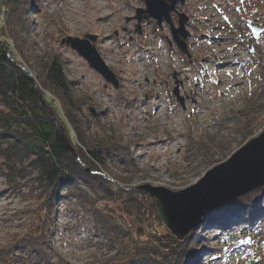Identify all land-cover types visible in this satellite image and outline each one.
Listing matches in <instances>:
<instances>
[{
  "label": "rangeland",
  "instance_id": "1",
  "mask_svg": "<svg viewBox=\"0 0 264 264\" xmlns=\"http://www.w3.org/2000/svg\"><path fill=\"white\" fill-rule=\"evenodd\" d=\"M31 1L39 13L30 16L33 38L18 42L20 51L6 41L11 49L6 58L20 62L37 91L39 61L60 58L72 92L79 98L75 120L83 122L91 140L106 142L100 146L111 153L97 171L110 181L115 196L98 200L97 207L125 220V242L134 240L128 241L127 255L116 251L95 230L93 215L64 190L55 196L45 264H122V259L134 257L131 245L136 234L152 221L146 198L141 204L146 207L141 212L144 216L122 213L127 193L151 198L142 187L173 193L185 190L264 131V100L255 103L252 117L245 115L248 98L264 89V0H184L179 14L189 19L187 53L177 47L165 22L158 26L152 18H143L137 31L136 11L145 9L142 0ZM2 11L0 0V31ZM171 22L178 26L176 19ZM248 22L262 30L257 39ZM87 35L97 37L94 46L115 75L117 89L61 44L67 37ZM58 128L64 135L63 128ZM1 165L0 160V170ZM37 187L33 177L9 182L0 173V253L12 249L25 231V211L42 213L49 194ZM263 188L258 189L263 193L254 190L238 198L235 206L207 213L184 241L176 240L181 244L171 250L174 255L169 261L264 264ZM250 195L248 205L242 206L241 198ZM135 219L145 223L139 225ZM155 230L160 238L172 236L162 223ZM16 264L30 262L23 258Z\"/></svg>",
  "mask_w": 264,
  "mask_h": 264
},
{
  "label": "trees",
  "instance_id": "2",
  "mask_svg": "<svg viewBox=\"0 0 264 264\" xmlns=\"http://www.w3.org/2000/svg\"><path fill=\"white\" fill-rule=\"evenodd\" d=\"M1 5L0 173L9 182H14L18 177L23 180L27 176L33 177L37 189L45 194L47 190L49 195L41 214L25 211L26 229L12 249L0 253V264H16L17 259L23 258L30 264H45L50 254L49 229L55 216V196L64 190L93 215L94 228L102 234L104 240L116 251L123 250L127 255L129 252L125 250L130 248L128 241L134 240L128 238L125 242V220H117L119 217L102 212L96 203L98 200H113L115 196L110 181L98 176L97 171L107 164V155L111 154L100 146L106 142L99 144L97 142L100 141L91 140L87 127L83 128L85 125L82 119H79L81 125L75 120L80 112L77 103L79 98L72 92V84L66 79L59 57L48 58V62L40 60L36 67V86L46 106L39 101L34 82L22 69L20 62L6 58L11 53L6 41L11 40L20 51L18 42L33 38L30 16L39 13L31 0H1ZM258 100H264L263 88L257 89L254 96L248 98L246 116L252 117ZM58 125L63 128L64 135ZM76 133L80 146L77 145ZM112 151L115 152V149ZM259 192L255 190V193ZM250 197L241 198L242 202L247 203L242 206L248 205ZM144 198L150 206L152 221H148L141 229L143 232L136 234V240L131 245L134 257L126 261L122 259V264H173L169 261L174 255L171 250L179 248L181 243L168 234L164 237L160 235L162 238L157 236L155 227H160L161 223L155 209V200L140 192L127 193L124 204H121L124 208L122 213L144 216L141 215L146 210L141 205ZM236 204L234 201L229 205ZM135 220L139 225L145 223L141 219ZM141 238L145 239L141 241ZM183 247L186 248V245ZM135 260H140V263Z\"/></svg>",
  "mask_w": 264,
  "mask_h": 264
},
{
  "label": "water",
  "instance_id": "3",
  "mask_svg": "<svg viewBox=\"0 0 264 264\" xmlns=\"http://www.w3.org/2000/svg\"><path fill=\"white\" fill-rule=\"evenodd\" d=\"M142 1L145 9L136 11L137 31L140 30L139 24L143 18H152L158 26L165 22L170 27L177 47L183 53H187L185 41L189 38L186 30L189 19L184 14H179L178 26L175 28L170 16L176 11L177 3L183 4L184 0ZM248 26L250 27L249 22ZM250 30L255 39L262 32L255 27H250ZM96 41V36L87 35L84 39L67 37L61 44L75 51L92 70L117 89L118 81L97 52L94 46ZM173 94L177 101L182 103L177 91ZM37 96L45 105L38 91ZM90 113L94 116L93 110H90ZM261 186H264V131L235 152L226 162L208 171L197 184L185 190L173 193L160 187L146 186L141 189L157 201V214L165 229L178 242H182L211 210L227 206Z\"/></svg>",
  "mask_w": 264,
  "mask_h": 264
},
{
  "label": "flooded vegetation",
  "instance_id": "4",
  "mask_svg": "<svg viewBox=\"0 0 264 264\" xmlns=\"http://www.w3.org/2000/svg\"><path fill=\"white\" fill-rule=\"evenodd\" d=\"M185 1H186V0H185ZM179 5L184 6V5H185V2H184L183 5H182L181 3L178 2L177 5L175 6L176 11L173 12L172 15H171V20L176 19L177 24H178V20H179V17H178V15H179Z\"/></svg>",
  "mask_w": 264,
  "mask_h": 264
},
{
  "label": "bare ground",
  "instance_id": "5",
  "mask_svg": "<svg viewBox=\"0 0 264 264\" xmlns=\"http://www.w3.org/2000/svg\"><path fill=\"white\" fill-rule=\"evenodd\" d=\"M249 24H250V23H249ZM247 27L250 29V27H254V26H251V25H250V27H249V26H247ZM156 110H158V107L156 108ZM216 160H217V161L220 160V157H218ZM221 164H222V163H221ZM192 177H193V174H191V175L189 176V178H192ZM261 187H263V186H261ZM259 188H260V187H258V188L255 189V190H258ZM253 191H254V190H253ZM260 193H263V191L260 192ZM260 193H259V194H260ZM244 196H245V195H244ZM196 228H197V227H196ZM194 229H195V228H194Z\"/></svg>",
  "mask_w": 264,
  "mask_h": 264
}]
</instances>
